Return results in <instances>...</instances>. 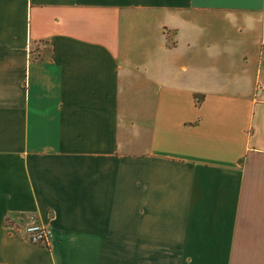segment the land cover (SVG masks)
I'll use <instances>...</instances> for the list:
<instances>
[{
	"label": "crops",
	"instance_id": "1",
	"mask_svg": "<svg viewBox=\"0 0 264 264\" xmlns=\"http://www.w3.org/2000/svg\"><path fill=\"white\" fill-rule=\"evenodd\" d=\"M0 264H264V0H0Z\"/></svg>",
	"mask_w": 264,
	"mask_h": 264
},
{
	"label": "built area",
	"instance_id": "2",
	"mask_svg": "<svg viewBox=\"0 0 264 264\" xmlns=\"http://www.w3.org/2000/svg\"><path fill=\"white\" fill-rule=\"evenodd\" d=\"M12 232L21 233L25 239L35 244H47L50 238L49 230L39 222L34 221L32 218L23 223L21 227L9 225Z\"/></svg>",
	"mask_w": 264,
	"mask_h": 264
}]
</instances>
